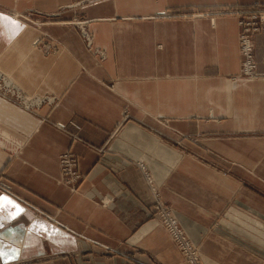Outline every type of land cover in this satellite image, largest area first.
Returning <instances> with one entry per match:
<instances>
[{"label": "crops", "instance_id": "crops-1", "mask_svg": "<svg viewBox=\"0 0 264 264\" xmlns=\"http://www.w3.org/2000/svg\"><path fill=\"white\" fill-rule=\"evenodd\" d=\"M79 1L0 0V74L52 98L0 96V264H188L158 198L204 264H264V31L238 76L264 0Z\"/></svg>", "mask_w": 264, "mask_h": 264}, {"label": "built area", "instance_id": "built-area-1", "mask_svg": "<svg viewBox=\"0 0 264 264\" xmlns=\"http://www.w3.org/2000/svg\"><path fill=\"white\" fill-rule=\"evenodd\" d=\"M244 12L245 13L242 12L239 15L238 20L241 26L239 45L243 56L242 71L238 76L244 77L245 79H252L258 75V65L254 54L253 35L264 31V4L257 3L252 10ZM84 34L88 38V35L86 33ZM74 126L78 129L80 128L79 125L74 124ZM60 160L64 179L77 183L81 179L82 174L77 170L76 157L68 151L60 156ZM1 187L6 192L10 193L11 188L9 185L2 184ZM154 208L155 215L160 219L175 244L181 250L186 262L188 264H204L201 260L198 247L188 237L172 210L165 206L159 198Z\"/></svg>", "mask_w": 264, "mask_h": 264}, {"label": "rangeland", "instance_id": "rangeland-1", "mask_svg": "<svg viewBox=\"0 0 264 264\" xmlns=\"http://www.w3.org/2000/svg\"><path fill=\"white\" fill-rule=\"evenodd\" d=\"M82 2V3H81ZM79 3H81L82 5L85 4L84 1H79ZM80 4V5H81ZM77 22V24L81 27V31L84 32V29L82 28V26H84V28L86 29V32L89 33L88 38L85 35L84 37H86V44L89 48L93 49L92 47V43H93V34L91 33V31L86 28L85 23H88L87 21H89L88 19L85 18H77V20H75ZM37 42V41H36ZM45 51H56L55 47H51L49 45H44L42 46ZM95 52L98 53L102 58H105V51L104 49L101 48H97L95 49ZM244 78V77H242ZM11 81V77L9 78V82ZM8 82V78L6 75H2L0 74V92H5V96L11 98V101H13L14 103L18 104L19 106H21L22 108H29V106L27 107V103H37V105H32L30 104V108L29 109H34L37 108L39 105H41V103L43 102L44 97L45 100H52V98L47 97L48 95H40V94H32V93H25L24 91H21L22 89L19 87V85L16 84H12ZM7 93V94H6ZM1 97L3 96V94L0 95ZM40 99V102L38 103L37 101ZM55 99V98H54ZM49 101V100H48Z\"/></svg>", "mask_w": 264, "mask_h": 264}, {"label": "snow or ice", "instance_id": "snow-or-ice-1", "mask_svg": "<svg viewBox=\"0 0 264 264\" xmlns=\"http://www.w3.org/2000/svg\"><path fill=\"white\" fill-rule=\"evenodd\" d=\"M4 21H7V23L6 24L3 23ZM0 28H7L10 31L16 32V30L20 28V24L18 21L12 20L11 18H8V17H4L3 15H0ZM3 201H7V203L9 204H13V202L8 200L7 197L0 198V204H2ZM13 206L18 208V205L13 204ZM0 255H3V254L0 253Z\"/></svg>", "mask_w": 264, "mask_h": 264}, {"label": "bare ground", "instance_id": "bare-ground-1", "mask_svg": "<svg viewBox=\"0 0 264 264\" xmlns=\"http://www.w3.org/2000/svg\"><path fill=\"white\" fill-rule=\"evenodd\" d=\"M82 28L84 29V33H86V34H88L89 35V33L88 32H86V29L84 28V26H82ZM38 40V42H36ZM36 41H35V43L36 44H38L39 42H40V39H37ZM1 94H3V97H6L4 94H5V92H0V95ZM7 94V93H6ZM59 163H60V166H61V160H60V158H59Z\"/></svg>", "mask_w": 264, "mask_h": 264}]
</instances>
